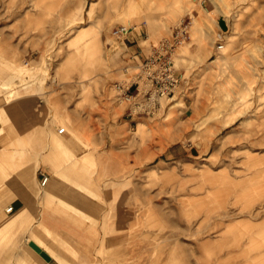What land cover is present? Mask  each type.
<instances>
[{"label": "rangeland", "instance_id": "obj_1", "mask_svg": "<svg viewBox=\"0 0 264 264\" xmlns=\"http://www.w3.org/2000/svg\"><path fill=\"white\" fill-rule=\"evenodd\" d=\"M140 1L133 14L124 0H0V36L25 48L3 91L20 100L22 88L32 86L33 97L41 88L38 113L88 116L76 117V137L104 147L108 125L132 102L116 84L136 80L155 45L189 23L174 97L129 128L126 144L145 158L123 187L130 223L149 227L146 242L167 258L171 247V264H201L202 241L214 247L217 238L235 264H264L256 234L264 226V0ZM89 25L95 36L77 46ZM123 26L131 28L116 34ZM132 30L131 38L142 35L136 61L127 49ZM237 107L243 113L228 122Z\"/></svg>", "mask_w": 264, "mask_h": 264}, {"label": "crops", "instance_id": "obj_2", "mask_svg": "<svg viewBox=\"0 0 264 264\" xmlns=\"http://www.w3.org/2000/svg\"><path fill=\"white\" fill-rule=\"evenodd\" d=\"M134 30L127 49L136 61L144 53H138L142 35L131 38ZM24 50L0 36V264H165L167 259L171 264L173 249L168 258L162 255L144 238L149 227L139 219L130 223L123 188L145 165L144 151L126 144L130 125L142 113L129 103L124 117L108 125L106 146L84 147L76 137V117L88 116L38 113L45 100L39 87L33 93L39 99L29 96L32 86L21 89L26 97L20 100L4 93ZM243 111L237 107L231 117ZM257 232L263 235L257 244H264V226ZM215 243L214 248L213 241H202L201 264H235L222 256L225 239Z\"/></svg>", "mask_w": 264, "mask_h": 264}, {"label": "built area", "instance_id": "obj_3", "mask_svg": "<svg viewBox=\"0 0 264 264\" xmlns=\"http://www.w3.org/2000/svg\"><path fill=\"white\" fill-rule=\"evenodd\" d=\"M131 27L116 28L115 33L122 35ZM189 23H182L174 30L172 38H164L155 45L152 53L141 63L137 79L129 85L119 82L117 88L120 94L132 100L135 113L154 114L161 105V99H172L181 83V76L176 67L175 56L178 47L189 37ZM223 47V44H220ZM29 65V60L26 61ZM65 128L62 127L61 130ZM48 175L42 181L46 184ZM13 207L10 206L8 210Z\"/></svg>", "mask_w": 264, "mask_h": 264}, {"label": "bare ground", "instance_id": "obj_4", "mask_svg": "<svg viewBox=\"0 0 264 264\" xmlns=\"http://www.w3.org/2000/svg\"><path fill=\"white\" fill-rule=\"evenodd\" d=\"M134 3V4H133ZM138 4V6H137ZM124 8L129 11H132L133 14L136 12L137 10L140 9L141 7H143V4L141 3L140 0H124ZM137 6V7H136ZM131 13V12H130ZM96 34L94 28H92L90 25L87 26L86 29L82 30L79 32V34L76 37L75 43L77 46L81 47V46H86L87 42L89 40H91L92 37H94ZM105 35V34H104ZM107 61V60H106ZM237 117H230L228 122H232L236 119ZM203 123H201L200 125H202ZM214 126V125H213ZM216 127V126H215ZM203 140V139H202ZM248 156V155H247Z\"/></svg>", "mask_w": 264, "mask_h": 264}, {"label": "water", "instance_id": "obj_5", "mask_svg": "<svg viewBox=\"0 0 264 264\" xmlns=\"http://www.w3.org/2000/svg\"><path fill=\"white\" fill-rule=\"evenodd\" d=\"M224 23V22H223ZM44 254H46V253H44Z\"/></svg>", "mask_w": 264, "mask_h": 264}]
</instances>
